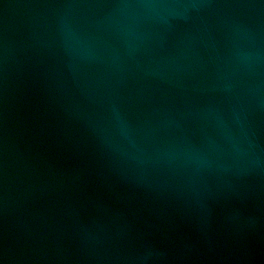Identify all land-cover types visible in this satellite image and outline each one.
I'll use <instances>...</instances> for the list:
<instances>
[{"label":"water","instance_id":"obj_1","mask_svg":"<svg viewBox=\"0 0 264 264\" xmlns=\"http://www.w3.org/2000/svg\"><path fill=\"white\" fill-rule=\"evenodd\" d=\"M0 264H264V0H0Z\"/></svg>","mask_w":264,"mask_h":264}]
</instances>
